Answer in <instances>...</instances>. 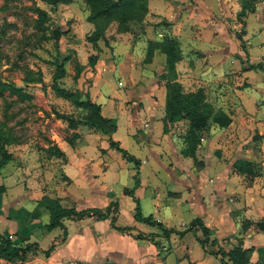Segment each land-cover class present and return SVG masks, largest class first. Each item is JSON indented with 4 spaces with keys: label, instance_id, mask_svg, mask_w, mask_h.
Segmentation results:
<instances>
[{
    "label": "crops",
    "instance_id": "obj_1",
    "mask_svg": "<svg viewBox=\"0 0 264 264\" xmlns=\"http://www.w3.org/2000/svg\"><path fill=\"white\" fill-rule=\"evenodd\" d=\"M259 2L243 23L241 0H148L143 32L135 36L110 28L108 41L100 39L97 47L87 40L95 27L82 2L52 10L41 6L50 19H61L59 48L73 53L66 84L115 119L111 137L140 164L137 168L112 147L108 134L69 127L54 117L55 124L69 128V137L55 130L44 145L57 144L65 156L47 154L53 166L37 172L23 161L38 138H22L27 128H12V157L0 169V233L39 244L38 255L23 264H225L231 261L222 252L238 245L250 250L247 264H264V229L257 224L264 223V0ZM64 17L70 24H62ZM166 36L179 40L176 70L186 90L203 88L208 101L231 117L226 126L212 124L202 137L201 165L182 153L176 123L164 132L165 92L158 73L166 55L156 50L151 61H144L148 40ZM116 75L124 88H116ZM43 92L53 97L50 87ZM127 188H134L135 197ZM44 196L76 209L113 203L112 212L104 218L66 217V232L50 229ZM137 202L144 216L175 231L165 234L161 226L136 219ZM0 264L16 263L0 258Z\"/></svg>",
    "mask_w": 264,
    "mask_h": 264
},
{
    "label": "trees",
    "instance_id": "obj_2",
    "mask_svg": "<svg viewBox=\"0 0 264 264\" xmlns=\"http://www.w3.org/2000/svg\"><path fill=\"white\" fill-rule=\"evenodd\" d=\"M52 6H56L60 3H69L73 0H42ZM84 2L87 10V19L94 24L95 29L91 34L87 36V40L90 41L95 47L98 46L100 39H106V31L110 25L115 26L117 33L132 32L135 36H138L144 30L143 21L146 14L149 11L148 0H81ZM259 0H241L242 8L238 13V17L244 23V16L250 11H254ZM3 7H7L4 5ZM36 12L38 18L36 19L35 26L38 27V31L42 30L43 24L46 20H50L48 17V11L40 6H36ZM164 24L168 22L162 21ZM52 35L48 36V39L53 41V47L60 52V40L64 31L61 26L53 28ZM245 30L242 29L237 35L242 38ZM108 41V39H106ZM156 50L163 52L166 55V66L161 77L166 80V103L165 114L162 118L164 123V132H169L173 123H177L180 120H186L188 122L187 129L182 135L184 141V147L182 153L186 156L194 157L198 164H202L197 157L198 145L201 143V139L206 132H208L212 124H219L226 126L231 122V117L222 109L216 108L214 104L208 101L206 93L203 88H198L195 91H185L182 83L177 78L176 63L182 57L179 40L175 37H163L159 40H148L145 62L152 60V57ZM95 56H90V61H93ZM66 56L57 55L55 58L56 69L53 73V81L51 83L54 92L58 96H62L69 99L79 109V115L73 116L67 113L57 112V117L68 121V126L77 128L79 126H87L89 129L98 130L109 135L110 145L119 150L124 157L130 161H134L136 167H139L140 160L134 155L120 146L115 141L111 134L116 129V121L113 118L106 117L101 112V105L93 101L88 95H84L79 89H70L60 83L61 78L67 74ZM80 67L77 66V73H79ZM26 83L43 82L41 76L35 78V76H28L24 78ZM25 86H17L14 82H6L2 79L0 72V94L9 90L12 94H19L21 97L25 96ZM7 118V115H5ZM13 129L7 126L5 120L0 121V169L5 165L12 154L9 150V144L13 137ZM49 156L64 157V152L59 148L57 144H50L44 148ZM239 166V163L236 164ZM137 181V180H136ZM126 191L131 195H134V188H127ZM136 201L137 198H135ZM51 212V220L48 223V228L62 227L66 232L63 219L66 217L82 218L88 215H94L96 218L108 217L112 212V204L105 208L91 207L85 209H76L75 207H66L60 203L58 198H50L44 196L41 199ZM135 217L138 220H142L149 223H155L161 226L160 222L155 221L152 216H144L140 210L139 203L137 202ZM112 222H115V215L112 216ZM261 228L264 229V223L258 222ZM115 225V224H114ZM200 225L204 228L205 234L208 233V229L200 221ZM118 229H130L131 227H124ZM165 234H169L174 229L163 228ZM12 235V236H11ZM206 241V239L204 240ZM55 244L51 245L44 251L46 255L54 249ZM40 246L37 242L24 243L23 240H16L13 234H1L0 233V258H4L12 261L16 264H23L25 261L38 255L40 252ZM223 256H228L231 261L225 262V264H247L250 250L242 249L239 245L228 251L222 252ZM103 264H117L112 261H105Z\"/></svg>",
    "mask_w": 264,
    "mask_h": 264
},
{
    "label": "rangeland",
    "instance_id": "obj_3",
    "mask_svg": "<svg viewBox=\"0 0 264 264\" xmlns=\"http://www.w3.org/2000/svg\"><path fill=\"white\" fill-rule=\"evenodd\" d=\"M79 1L82 2L81 0ZM259 1L257 3L261 4ZM47 4L42 0H0V72L2 79L6 82L12 81L17 86H25V96L23 97L16 93L12 94L9 90L0 94V121L5 120L7 126L11 128L17 125L27 128L28 131L23 133L22 138L24 136L25 139L28 137L38 138V142L32 141L31 147L39 152V157L34 153L33 149H30L23 161L27 169L37 170V172H39L41 166H46L47 164H49V167L53 166V162L51 161V163L48 160L50 157L47 158V152L44 149L46 148L44 144L50 140V134L58 130L63 137H69L68 132L70 130L68 127L65 128L55 124L54 117H57V112L71 114L76 117L80 112V109L69 99L58 96L55 92L53 97L50 98L45 92L42 93V90H46L48 87L53 89L51 83L56 69L54 61L57 55L61 54L67 57V70L73 66V59H71L73 53L68 50H60L61 53H59L53 47V41L48 39V36L53 34V28L61 26V19L59 21L54 19L46 20L45 24H43L45 28L39 31L38 27L35 26L38 18L36 6H47ZM83 4L84 2H82ZM4 5H7V7H3ZM48 6L50 10L54 9V6L50 4ZM67 20V24H70V20L67 17H64L62 24L64 25ZM108 28L106 34L108 32L111 34L110 28L114 29L115 26L110 25ZM165 66L158 73L165 92V95L161 93L164 100H166L167 87L166 80L161 77V74L164 72ZM30 75H34L35 78L41 76L44 81L40 82L39 85L26 83L24 78ZM64 77L61 78L60 83L67 88L75 89L69 86L70 84H66ZM119 79L118 75L114 77L116 88H124V85H119ZM183 88L187 91L184 86ZM46 97L49 99L48 103L45 100ZM159 100L163 101V99ZM161 113L164 116V103L163 112L161 111ZM5 115H7V118ZM63 121L64 124L68 125V121L64 119ZM187 125L188 122L186 120H180L176 123V135L179 139H183L182 135L187 129ZM49 176L47 179L55 183V177ZM43 178H46V176Z\"/></svg>",
    "mask_w": 264,
    "mask_h": 264
},
{
    "label": "built area",
    "instance_id": "obj_4",
    "mask_svg": "<svg viewBox=\"0 0 264 264\" xmlns=\"http://www.w3.org/2000/svg\"><path fill=\"white\" fill-rule=\"evenodd\" d=\"M12 236V235H11ZM144 264H157V263H153V262H148V263H144Z\"/></svg>",
    "mask_w": 264,
    "mask_h": 264
}]
</instances>
